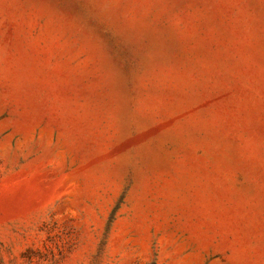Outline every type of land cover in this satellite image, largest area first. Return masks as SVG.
I'll return each mask as SVG.
<instances>
[{
    "label": "rangeland",
    "instance_id": "374dc122",
    "mask_svg": "<svg viewBox=\"0 0 264 264\" xmlns=\"http://www.w3.org/2000/svg\"><path fill=\"white\" fill-rule=\"evenodd\" d=\"M0 264H264V0H0Z\"/></svg>",
    "mask_w": 264,
    "mask_h": 264
}]
</instances>
